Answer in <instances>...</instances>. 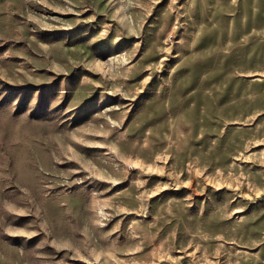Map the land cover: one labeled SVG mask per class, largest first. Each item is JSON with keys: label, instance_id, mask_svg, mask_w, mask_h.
<instances>
[{"label": "rangeland", "instance_id": "374dc122", "mask_svg": "<svg viewBox=\"0 0 264 264\" xmlns=\"http://www.w3.org/2000/svg\"><path fill=\"white\" fill-rule=\"evenodd\" d=\"M0 264H264V0H0Z\"/></svg>", "mask_w": 264, "mask_h": 264}]
</instances>
